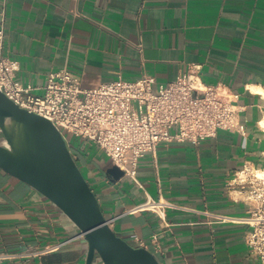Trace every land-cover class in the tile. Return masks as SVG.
I'll use <instances>...</instances> for the list:
<instances>
[{
  "label": "crops",
  "instance_id": "0c3cea01",
  "mask_svg": "<svg viewBox=\"0 0 264 264\" xmlns=\"http://www.w3.org/2000/svg\"><path fill=\"white\" fill-rule=\"evenodd\" d=\"M2 26L15 79L36 94L63 68L93 89L144 74L166 83L193 66L239 94L245 134L162 143L135 178L111 181L110 159L88 140L69 148L110 226L162 264H261L242 220L252 203L235 179L245 167L264 173V0H0ZM148 200L174 206L159 215L142 207ZM70 230L51 201L0 167V253L11 255L0 264H85Z\"/></svg>",
  "mask_w": 264,
  "mask_h": 264
},
{
  "label": "built area",
  "instance_id": "2783aa9c",
  "mask_svg": "<svg viewBox=\"0 0 264 264\" xmlns=\"http://www.w3.org/2000/svg\"><path fill=\"white\" fill-rule=\"evenodd\" d=\"M4 44L2 26L0 89L5 95L20 107L51 120L68 145L72 138L96 144L111 164L132 178L137 175L139 160L146 153L156 152L162 143H197L216 137L220 130L246 133L236 104L239 94L223 84L205 83L200 66H193L166 83H158L155 76L144 74L135 80L120 77L93 89L83 88L76 74L63 68L49 73L43 93L36 94L31 85L24 86L15 79L20 64L4 54ZM249 172L245 167L235 180L252 203L250 216L242 219L251 227L247 243L264 264V178L253 173L248 176ZM164 206L174 204L148 200L142 205L159 215ZM64 244L53 245L49 250H57ZM9 256L0 253V260Z\"/></svg>",
  "mask_w": 264,
  "mask_h": 264
},
{
  "label": "water",
  "instance_id": "95a60500",
  "mask_svg": "<svg viewBox=\"0 0 264 264\" xmlns=\"http://www.w3.org/2000/svg\"><path fill=\"white\" fill-rule=\"evenodd\" d=\"M0 167L34 187L62 213L71 224V240L83 245L85 264H162L149 249L134 247L110 226L61 130L1 89ZM106 173L111 181L125 176L113 164Z\"/></svg>",
  "mask_w": 264,
  "mask_h": 264
},
{
  "label": "bare ground",
  "instance_id": "6f19581e",
  "mask_svg": "<svg viewBox=\"0 0 264 264\" xmlns=\"http://www.w3.org/2000/svg\"><path fill=\"white\" fill-rule=\"evenodd\" d=\"M260 90L263 91L262 89H260ZM263 92H264V91H263ZM263 123H264V122H263ZM256 173H258V176H259V177H263V178H264V173H263V172L260 171V172H256Z\"/></svg>",
  "mask_w": 264,
  "mask_h": 264
},
{
  "label": "rangeland",
  "instance_id": "374dc122",
  "mask_svg": "<svg viewBox=\"0 0 264 264\" xmlns=\"http://www.w3.org/2000/svg\"><path fill=\"white\" fill-rule=\"evenodd\" d=\"M69 146V145H68ZM71 151V150H70ZM79 167H80V165H79ZM84 174V173H83ZM85 176V175H84Z\"/></svg>",
  "mask_w": 264,
  "mask_h": 264
}]
</instances>
